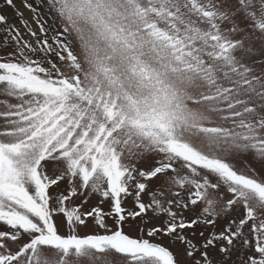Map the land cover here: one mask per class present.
I'll use <instances>...</instances> for the list:
<instances>
[{
  "label": "snow or ice",
  "instance_id": "6c2138e0",
  "mask_svg": "<svg viewBox=\"0 0 264 264\" xmlns=\"http://www.w3.org/2000/svg\"><path fill=\"white\" fill-rule=\"evenodd\" d=\"M21 2L0 264H264V0Z\"/></svg>",
  "mask_w": 264,
  "mask_h": 264
},
{
  "label": "rangeland",
  "instance_id": "374dc122",
  "mask_svg": "<svg viewBox=\"0 0 264 264\" xmlns=\"http://www.w3.org/2000/svg\"><path fill=\"white\" fill-rule=\"evenodd\" d=\"M15 3L17 4V6H18L22 11L25 12V15L27 16V15H28V12H27L26 9L23 8V4H22L21 0H15ZM0 5H3V0H0ZM53 59H55V57H53ZM144 200H145V201L148 200V196H147V195L144 196ZM98 203H99V199H98L97 197H94V198L90 201L89 205L86 206V209H85V210L90 209L92 206H96V205H98ZM100 206H101L105 211H107V210H108V207H109L107 203H104V204H102V205H100ZM126 206H127V207H130V206H131V201H129L128 204H127ZM109 223L111 224V221H109Z\"/></svg>",
  "mask_w": 264,
  "mask_h": 264
}]
</instances>
